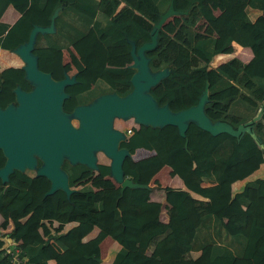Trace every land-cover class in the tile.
<instances>
[{"label": "trees", "instance_id": "16d2710c", "mask_svg": "<svg viewBox=\"0 0 264 264\" xmlns=\"http://www.w3.org/2000/svg\"><path fill=\"white\" fill-rule=\"evenodd\" d=\"M169 1L0 0V17L8 5L19 13L11 25L0 20V49L12 50L26 41L33 25H49L60 7L54 31L37 33L34 47L63 49H39L42 65L65 64L91 83L86 66L94 76L92 87L79 74L65 86L68 97L62 108L69 112L99 94L131 90L127 40L135 48L149 41L152 24ZM172 1L175 11L186 12L167 19L157 31L155 46L144 52L151 70H169L150 94L159 105L177 111L196 104L207 85L205 115L233 129L263 105L251 126L256 138L247 132L212 135L189 123L184 148V138L173 125L134 129L119 147L130 153L142 147L154 154L138 161L125 158L123 174L146 185L162 166H169L184 188L164 187L163 203L149 201L146 187L120 191L109 179L92 180V170L83 164L61 165L68 186L75 188L68 198L59 189L45 194L49 181L33 170H13L6 182L0 181V228L10 223L8 235L19 243L28 263L103 264L99 244L110 237L119 248L109 264H264V177L245 180L235 191L227 177L250 156L264 164V0ZM212 2L223 7L217 16L208 11ZM251 10L259 14L253 18ZM201 19L203 32L195 26ZM232 43L249 47L252 58L244 63L232 57L208 69L212 56L231 52ZM17 85L30 89L20 67L0 69V107L13 102ZM3 163L0 151V167ZM96 172L107 176L108 166L98 163ZM248 187L256 191L251 200ZM190 192L206 200L194 199ZM163 211L166 222L160 219ZM2 252L0 240V264H8Z\"/></svg>", "mask_w": 264, "mask_h": 264}, {"label": "water", "instance_id": "95a60500", "mask_svg": "<svg viewBox=\"0 0 264 264\" xmlns=\"http://www.w3.org/2000/svg\"><path fill=\"white\" fill-rule=\"evenodd\" d=\"M172 3L170 0L166 9L158 14L149 31V41L135 48L134 42L127 40L131 57L127 66L133 69L129 78L131 90L125 95L115 92L99 94L87 103L74 106L69 112L62 108L63 100L68 97L64 87L73 84L75 76L63 73L62 78L54 80L49 73L38 69L37 57L32 52L37 33L53 32V18L60 7L54 10L49 25L32 26L26 41L11 50L21 60L23 78L30 89L25 91L15 86L12 89L13 102L0 107V151L4 157L0 167L2 183L8 180L13 170H33L35 175L49 181L45 194L59 189L68 198L73 189L68 186L62 163L83 164L97 171L96 154L101 152L109 159L108 176L120 187V191L124 187L149 189L147 184L133 182L123 175L122 162L130 153L126 148L119 147L120 141H125V135L112 126L114 118H131L137 125L150 127L173 125L184 138V148L187 142L185 129L189 123L212 135L224 132L238 137L247 132L256 138L251 126L259 119L262 105L256 115L233 129L229 124L211 121L205 115L207 85L196 104L177 111H172L167 104L159 105L150 94V88L165 77L169 70L166 67L151 70L149 58L144 52L155 46L157 31L168 18L186 12L175 11ZM259 146L262 147L261 144Z\"/></svg>", "mask_w": 264, "mask_h": 264}, {"label": "crops", "instance_id": "0c3cea01", "mask_svg": "<svg viewBox=\"0 0 264 264\" xmlns=\"http://www.w3.org/2000/svg\"><path fill=\"white\" fill-rule=\"evenodd\" d=\"M122 5L123 4L120 3L119 7H121ZM214 6H216V9H212V8H214ZM208 11L212 15L217 16L223 11V7L219 3L212 2L208 6ZM258 14L259 13H257V11L251 10V16L253 18H255ZM18 16H19V13L11 5H8L4 9L3 13L1 14L0 20L2 22H4V23L8 24V25H11L17 19ZM195 26H201L200 32H203L204 31V27H205V22L202 19L198 20ZM53 31H54V24H53ZM47 33H50V32H47ZM67 48H71L73 50V48L71 46H69ZM67 48H64V49H67ZM39 49L52 50V51H60V50H63V49H53V48H48V47H43V48H35L34 47L32 52L37 57V67H38V69L43 71V72L49 73L50 76L54 80H58V79L62 78L63 73L67 74V72L64 70V69L67 68V66H66V68L59 67L60 68V72H61V77H59V78H56L55 76H53V74L51 72H49L47 70H42L41 68H39L40 60H39L38 55L36 54V52ZM217 56H219L220 59H218L216 61ZM232 57H235V58L239 59L240 61L246 63L252 58V52H251V49L249 47H247V46H238L237 44L232 43L231 44V52L215 54L214 56H212V58L210 59V61L208 63L209 64L208 69H214L215 67H217L218 65H220L221 63L227 61L228 59H230ZM81 62H82V60H81ZM21 64L22 63H21V60L19 59V57L15 53H13L11 50L0 49V69L6 68V67H10V66L20 67ZM83 65L85 66L84 63H83ZM85 68L88 70V72L92 76L91 83H88L82 77L81 73L79 71H77V70H76V72H73L70 75L73 74L75 76L76 74H79L82 77V79L86 82V84L89 87H92L94 85L95 78H94V76L92 75V73L89 71V69L86 66H85ZM67 75L70 76L69 74H67ZM123 121H127L128 122L127 127H130V126H132L133 128H137L138 127V125L136 123H134L131 118L127 119V120H123ZM153 154H154L153 150H148V149L139 147V148H135L134 151L132 153H130V155L125 157V158H130L132 161H138L140 159L149 157V156H151ZM108 162H109V159H108ZM92 175H93L92 180L109 179L115 186H117V184L108 175L107 176H100L96 171H93ZM227 177H228V179L230 181L231 189L233 191H235V190L239 189V187L243 184V182L245 180H249V179H252V178H255V177H264V164L258 163L254 156H250V157H248V158H246V159H244L242 161H239L236 164V169L235 170H231L228 173ZM202 185L205 186L206 184L202 183ZM147 186L149 187V189H148V200L149 201L160 202V203H163L164 199H165V193H164V190H163L164 187L169 186V187L180 188V189L184 188L183 183L181 182V180L176 176V174L167 165L162 166L150 178ZM70 188L73 189V190L75 189L74 187H70ZM190 196L192 198H194V199H197V200H202V201L206 200L205 198L199 196L198 194H196L194 192H190ZM255 196H256L255 189H253L251 187H248L246 189V197H247V199L251 200V199L255 198ZM160 219H161L162 222H166L167 217H166L165 211H163L160 214ZM0 221H1V218H0ZM9 228H10V223L8 224V226L6 228H4V229L0 228V240L2 241V247H4L7 243H9V241L11 239L9 237V235H8ZM107 239L114 243L115 252L119 248V245L114 240H112L110 237H105L99 244L100 257L102 255V247H103L102 242L104 240H107ZM107 243H108V241L105 242L104 246H106ZM101 260H102V258H101ZM111 260H112V258L109 260V263L111 262ZM50 261L52 262V264L54 263L52 260H50ZM50 261H48V264H49Z\"/></svg>", "mask_w": 264, "mask_h": 264}, {"label": "rangeland", "instance_id": "374dc122", "mask_svg": "<svg viewBox=\"0 0 264 264\" xmlns=\"http://www.w3.org/2000/svg\"><path fill=\"white\" fill-rule=\"evenodd\" d=\"M173 18L170 17L168 18V20H171ZM59 67H64L66 68V65L65 64H61V65H58L57 63L53 65V67H47L45 65H42L39 63V68H41L42 70H47L49 72H51L53 74V70L57 69L58 70V75L55 76L56 78H59L61 77V72H60V68ZM208 67H209V64H208ZM67 74H71L73 72H76V70L74 69H71V70H67L64 69ZM75 123V122H74ZM76 125V124H74ZM128 125L127 121H123L122 119L120 118H114L113 121H112V126L114 128H117V129H121L123 127H126ZM97 162L98 163H104V164H107L108 163V159L101 153V152H97ZM115 245L112 241H108V243L106 244V246L103 245L102 247V255H101V258H102V263L103 264H108L109 263V260L113 257L114 253H115ZM105 249V250H104ZM49 264H52V262L50 261Z\"/></svg>", "mask_w": 264, "mask_h": 264}, {"label": "built area", "instance_id": "2783aa9c", "mask_svg": "<svg viewBox=\"0 0 264 264\" xmlns=\"http://www.w3.org/2000/svg\"><path fill=\"white\" fill-rule=\"evenodd\" d=\"M126 132L130 133V129H127ZM2 256L7 260L8 264H31L21 254L19 243L12 239L3 247Z\"/></svg>", "mask_w": 264, "mask_h": 264}, {"label": "clouds", "instance_id": "9594fccd", "mask_svg": "<svg viewBox=\"0 0 264 264\" xmlns=\"http://www.w3.org/2000/svg\"><path fill=\"white\" fill-rule=\"evenodd\" d=\"M209 63V62H208ZM75 83V82H74ZM65 88V87H64ZM79 105V104H78ZM76 106V105H75ZM140 125H138V127H139ZM137 127V128H138ZM137 128H133L132 126H130V127H123V128H121V129H119L120 131H122L123 132V134L125 135V140L131 135V133H132V131L134 130V129H137ZM117 129V128H116ZM127 129H130V133H127L126 132V130ZM121 142V141H120ZM93 172V171H92ZM129 178V177H128ZM114 185V184H113ZM115 186V185H114Z\"/></svg>", "mask_w": 264, "mask_h": 264}]
</instances>
